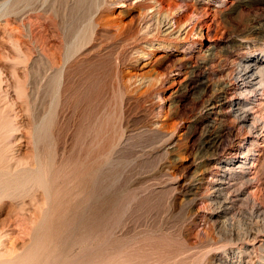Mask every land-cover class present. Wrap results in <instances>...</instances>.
Listing matches in <instances>:
<instances>
[{
	"label": "rangeland",
	"instance_id": "1",
	"mask_svg": "<svg viewBox=\"0 0 264 264\" xmlns=\"http://www.w3.org/2000/svg\"><path fill=\"white\" fill-rule=\"evenodd\" d=\"M10 1L0 2V11ZM101 19L104 25L69 56L106 59L100 67L106 87L98 93L96 213L89 216L92 200L84 198L86 222L76 232L55 224L45 250L54 264H88L95 259L90 251H97L96 264H107L145 229L146 241H158L149 248L150 264H211L225 240L215 232L208 196L221 162L234 161L243 146L254 159L246 191L264 208V87L247 103L258 118L255 132L229 106L238 96L236 67L264 53V0H112ZM215 94L220 104L204 111ZM75 124L73 116L69 148L79 134ZM217 129L223 141L207 152L201 142ZM15 233L7 238L29 237Z\"/></svg>",
	"mask_w": 264,
	"mask_h": 264
},
{
	"label": "bare ground",
	"instance_id": "2",
	"mask_svg": "<svg viewBox=\"0 0 264 264\" xmlns=\"http://www.w3.org/2000/svg\"><path fill=\"white\" fill-rule=\"evenodd\" d=\"M111 2L11 0L0 11V264H54L57 259L49 256L44 243L56 234L55 224L78 231L88 219L80 210L84 198L92 200L87 207L89 216H95L98 93L106 85L107 72L100 68L106 59L70 55L89 42L95 27L104 25L101 18ZM263 54L248 55L234 74L238 96L229 106L250 132L257 130L258 118L250 116L247 103L264 87ZM217 97L206 100L204 111L220 104ZM73 116L79 134L69 148L66 136ZM222 135V129L207 133L202 148L213 152ZM251 154L243 146L234 161L223 160L211 185L210 218L225 240L211 264H264V208L246 191ZM144 230L140 239L132 235L127 250L116 249L105 263H152L148 251L158 241H146ZM14 231L29 237L9 239ZM90 254L95 259L88 264H96L97 251Z\"/></svg>",
	"mask_w": 264,
	"mask_h": 264
}]
</instances>
